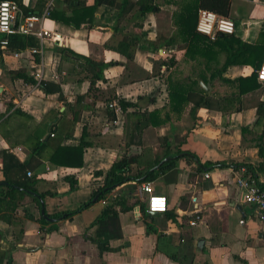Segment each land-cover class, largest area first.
<instances>
[{
  "label": "crops",
  "instance_id": "crops-1",
  "mask_svg": "<svg viewBox=\"0 0 264 264\" xmlns=\"http://www.w3.org/2000/svg\"><path fill=\"white\" fill-rule=\"evenodd\" d=\"M49 2L21 0L18 17H24L26 10L41 14ZM63 6L61 0H53L51 7ZM176 9V5L165 4L158 13L145 15L142 38L132 60L104 47L106 43L115 46L121 39L113 30L118 11L105 5L96 7L97 25L91 28H73L46 18L43 27L50 36L45 38L41 54H31L29 47L2 51L0 186L10 184L32 194L21 184L35 180L37 192L33 195L39 203L25 195L10 213L11 223L0 219V264H264V225L258 221L256 207L243 201L235 181L238 172L250 166L255 169L257 185L264 190V173L256 170L261 159L255 147L262 128L256 126V106L264 101L262 84L241 97L240 111L201 107L193 119L185 111L180 118L173 115L172 124L145 127L141 166L162 157L167 142L171 144L169 153L176 146L188 151L187 155L162 158L160 163L174 160L175 166L148 181L154 193L166 197L167 211L145 216L140 206L147 195L139 193L140 183L129 181L113 187L108 198L130 194L126 200L131 209L121 211L116 206L115 214L96 221L106 203L98 201L94 192L103 185L106 171L126 152L125 113L121 110L114 120L101 123L103 107H99L98 116L91 108L81 109L82 103L76 104V99L88 94L87 104L92 98L100 102L112 98L117 106L120 100L133 103L126 112L163 110L168 102L167 72L163 66L160 75L152 76L156 55L146 48L145 41H154L157 33L167 36L175 31L171 17ZM132 15L120 25L124 33L133 32ZM231 15L236 36L250 44L264 41V0H232ZM33 37L38 41L35 48H39V39ZM60 47L115 64L104 70V80L95 84L97 90L88 93L90 83L77 81L70 74L73 63L62 57ZM16 51L19 58L13 56ZM158 54L170 56L172 47L160 48ZM20 69L33 74L37 83L9 74ZM38 71L40 77L35 75ZM251 72V66L231 65L223 76L232 79ZM39 82L47 84V89ZM75 114L79 117L73 125L65 126ZM91 118L93 124L89 123ZM53 126L61 133V145L68 147H77L87 128L85 136L93 145L84 148L81 166L52 164L53 144H42L51 140L49 129ZM243 128L250 133H243ZM70 176L77 180L74 188L67 180ZM41 193L45 195L41 197ZM42 206L50 219L42 216ZM196 208L201 220L192 226L189 222ZM40 217L47 223H41Z\"/></svg>",
  "mask_w": 264,
  "mask_h": 264
},
{
  "label": "trees",
  "instance_id": "trees-1",
  "mask_svg": "<svg viewBox=\"0 0 264 264\" xmlns=\"http://www.w3.org/2000/svg\"><path fill=\"white\" fill-rule=\"evenodd\" d=\"M10 1H14L21 6V0ZM61 2L64 6L61 8L51 7L48 17L73 28H91L97 25L94 15L97 6L105 5L117 9L118 14L113 30L115 35H121V39L115 46L106 43L104 47L131 60L137 44L142 38L145 15L147 13H158L165 4L177 6L171 17L175 31L167 36L163 33H157L154 41H145L147 43L146 48L156 55L152 63V76L160 75L163 66L167 72L165 75L168 93L167 105L160 111L146 112L135 110L126 112L127 107L134 104L120 100L119 106L125 113L123 143L126 147V152L121 159L115 161L106 171L103 185L94 192V196H97L98 201H105L106 203L100 216L96 219V221H99L110 214H115L117 212L116 206H119L121 211L130 210L132 207L127 204L126 200V197H130V194L129 196L119 194L108 198L113 187L129 181L140 184L151 181L159 174L165 173L175 166L174 160L160 163L162 158L173 154L184 153V155H187L188 153V151H183L178 146H176L173 153H169L171 144L167 142V151L162 157H156L141 166L140 159L146 150L142 141L143 129L148 126L159 127L161 123L172 124L171 118L173 115L180 118L185 111H188L189 117L193 119L197 109L201 107L228 111L230 113L232 111H240L242 107L241 97L261 86L257 79V70L264 58V41L250 44L234 33H218L215 39H211L197 31L200 10L210 11L234 20L235 18L231 15L232 0H61ZM132 12L131 23L133 32L124 33L120 25L127 20ZM31 14H33L32 10L24 12V16ZM261 35H264V33ZM2 38L4 37L0 35V40ZM37 46L38 41L33 36L13 34L8 36V45L5 49L35 48ZM166 46L168 48L172 47L173 54L166 57L159 55L158 50ZM3 50L4 48L0 44V57ZM58 51L65 60L73 63L70 74L75 76L77 81L85 80L90 83L88 93L97 90L95 84L99 80H104V70L115 64L113 61L93 60L87 55L67 47H60ZM176 52L181 53V55L176 56ZM239 64L251 66L252 72L247 76H238L232 79L223 76L229 66ZM9 74L12 78L23 79L26 83H37L35 76L29 74L26 69L10 71ZM39 84L47 89V84L42 82H39ZM219 87H224V90L220 92ZM86 95L78 96L76 99V104L82 103V105L79 104L81 109L91 108L93 114L97 113L100 116L101 113L97 111L100 106L103 107L104 116L102 115L99 118L101 123L116 118L114 109L109 108L112 98H107L101 102L99 101L100 99L92 98L91 102L87 104L84 103ZM149 101H152V98H149ZM234 103H237V105ZM256 108L259 115L256 126L260 125L262 127L257 134L255 144L258 156L261 159L256 170L264 173V101H259ZM78 117L75 114L74 119L71 122H67L65 126L73 125ZM93 122L94 120L91 118L89 123L93 124ZM250 131L247 128L242 129L243 133H250ZM85 133L87 134L86 127L83 129L82 138L77 147L62 146L61 133H58L57 128L54 126L50 127L49 139L51 140L44 142L42 146L49 143L53 144V151L49 158L52 164L60 165L59 163H65L71 167L81 166L84 148L93 145V142L90 141L89 137L85 136ZM134 166L137 167V170L133 169ZM155 166L157 167L154 168ZM151 168H154L153 171L148 172ZM234 168L238 169V166H234ZM246 170L254 176L255 169L248 166ZM101 173L96 172L95 174L100 175ZM144 175H146L145 179L141 180L140 178ZM67 180L72 188L76 186L77 180L75 177L70 176ZM34 183L35 180H26L21 184V187L35 193L37 191ZM33 193L27 194L26 191L15 188L10 184L1 185L0 219L11 223L10 213L17 209L19 202L25 195H29L31 199L39 203L37 196L33 195ZM44 195L45 193L40 194L41 197ZM140 208L145 216L150 214L146 211L145 203H141ZM39 220L41 223H47L43 217H40Z\"/></svg>",
  "mask_w": 264,
  "mask_h": 264
},
{
  "label": "built area",
  "instance_id": "built-area-1",
  "mask_svg": "<svg viewBox=\"0 0 264 264\" xmlns=\"http://www.w3.org/2000/svg\"><path fill=\"white\" fill-rule=\"evenodd\" d=\"M53 0H50L48 6L41 14H31L29 16L18 17L19 7L14 1L0 0V34L4 35V38L0 40L1 46L5 48L8 45V36L13 34L33 35L40 41L39 48H31V54H41L42 45L45 38L50 36L48 30L43 27L44 20L48 18L49 11L51 9ZM36 25L38 27H36ZM197 31L207 35L211 39H215L216 34H233L235 32L234 21L230 18L215 14L210 11L200 10L197 23ZM13 56L20 57L19 52H13ZM37 77L41 76L38 71L35 74ZM257 79L264 85V58L257 70ZM109 108L114 109L115 113L121 111V108L114 102L109 104ZM31 175V172H27ZM209 176L208 173L204 175L205 178ZM236 185L241 192L243 201L251 203L256 207V213L259 223L264 225V190L261 189L252 174L242 169L236 176ZM139 193L143 196L147 195L145 201L146 211L148 213H164L167 211V199L163 195H159L153 192V188L149 182L141 184ZM196 198H192L193 203H196ZM137 215L139 211L137 210ZM194 218L189 222L190 225H196L201 220L199 209L194 210Z\"/></svg>",
  "mask_w": 264,
  "mask_h": 264
},
{
  "label": "water",
  "instance_id": "water-1",
  "mask_svg": "<svg viewBox=\"0 0 264 264\" xmlns=\"http://www.w3.org/2000/svg\"><path fill=\"white\" fill-rule=\"evenodd\" d=\"M160 51H162V50H160ZM200 84H201L202 86H204L202 82H200ZM168 159H170V158H167L166 160H168ZM164 161H165V160H164ZM39 200H40V202H41V204H42V203H43V202H42V199L39 198ZM41 214H42V216H43L45 219H50V218L45 214L43 206H42V208H41ZM151 214H155V213H151Z\"/></svg>",
  "mask_w": 264,
  "mask_h": 264
}]
</instances>
